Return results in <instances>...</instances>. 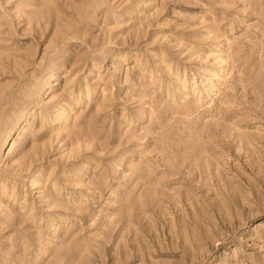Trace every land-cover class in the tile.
<instances>
[{
    "label": "rangeland",
    "instance_id": "obj_1",
    "mask_svg": "<svg viewBox=\"0 0 264 264\" xmlns=\"http://www.w3.org/2000/svg\"><path fill=\"white\" fill-rule=\"evenodd\" d=\"M0 264H264V0H0Z\"/></svg>",
    "mask_w": 264,
    "mask_h": 264
}]
</instances>
